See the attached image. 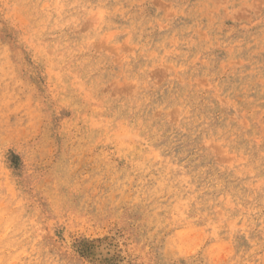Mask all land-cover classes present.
Instances as JSON below:
<instances>
[{"label":"rangeland","instance_id":"1","mask_svg":"<svg viewBox=\"0 0 264 264\" xmlns=\"http://www.w3.org/2000/svg\"><path fill=\"white\" fill-rule=\"evenodd\" d=\"M0 264H264V0H0Z\"/></svg>","mask_w":264,"mask_h":264}]
</instances>
